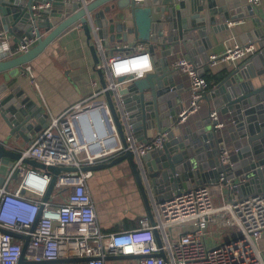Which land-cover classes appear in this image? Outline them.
Returning a JSON list of instances; mask_svg holds the SVG:
<instances>
[{
    "label": "built area",
    "instance_id": "built-area-1",
    "mask_svg": "<svg viewBox=\"0 0 264 264\" xmlns=\"http://www.w3.org/2000/svg\"><path fill=\"white\" fill-rule=\"evenodd\" d=\"M143 1L131 0V3L138 5ZM246 2L254 11L262 0ZM48 6L37 4L33 9ZM226 23L232 26L236 21L226 20ZM76 25L82 29L80 22ZM98 30L92 25L91 43L100 59L97 66L105 74L129 148L139 161L155 223L147 214L140 217L136 227L104 231L90 186L95 172L82 168L105 162L121 154L124 148L105 97L106 89L93 79L91 94L60 115L52 114L46 106L49 121L29 145L9 146L21 158L6 165L8 171L0 182V264H20L25 239L12 233L29 236L25 261L86 257L89 259L86 262L65 264H264V249L260 245L264 236V191L241 195L238 190L241 179L235 173L236 162L232 159L237 150L225 147V136L217 135L234 125L232 118L231 126H227L219 109L211 110L202 148L183 157L173 168L164 161L158 164L162 172L161 189L155 191L140 162L149 153L162 151L165 143L181 141L186 135L181 125L202 109L204 99L213 89L204 68L186 54L177 57L170 66L189 81V95L175 115L177 122L164 125L169 119L164 118L160 120L161 129L155 124L151 129H145L144 125L133 127L129 122L131 111L118 89L128 88L134 80L155 71L153 52L147 43L139 40L127 52L107 57L105 40ZM37 41L36 27L16 38L7 29L0 30V61L27 52ZM255 50L253 42L237 43L223 52L210 54L207 66L237 62ZM25 72L38 88L32 66L27 64ZM140 126L141 135L136 130ZM154 129L158 132L147 134ZM219 138L224 140L222 145ZM23 159L76 168L57 176L54 191L66 190L62 200L54 194L43 200L52 173ZM156 230L161 245L157 243ZM214 240L220 244L210 245ZM160 252L164 255H159Z\"/></svg>",
    "mask_w": 264,
    "mask_h": 264
},
{
    "label": "water",
    "instance_id": "water-1",
    "mask_svg": "<svg viewBox=\"0 0 264 264\" xmlns=\"http://www.w3.org/2000/svg\"><path fill=\"white\" fill-rule=\"evenodd\" d=\"M111 1L113 0H0V30L7 29L12 35H17L20 31L29 34L33 27H36L38 35L37 43L27 52L0 61V73L22 69L33 62L68 28L80 22L94 61V71L99 76L102 88L106 89L105 97L124 148L121 154L112 156L105 162L85 166L82 170L95 172L110 169L127 161L133 171L147 214L154 224L139 161L129 148L124 124L116 110L112 93L107 89L105 74L97 66L100 59L94 44L91 43L92 25L99 28L98 35L104 38L106 45L108 41L114 40L115 36L122 39L129 33L147 43L151 52L161 51L162 57L159 61L158 58H153L156 66L153 73L134 80L128 88L118 89L126 108L131 111L129 122L133 124V127L144 125L145 129H151L155 124L158 129H161L160 120L169 118L163 124L167 122L175 124L177 122L175 115L182 107V104H178L181 92L173 80L176 71L171 68L167 56L172 54L174 47L182 45L191 55L192 60L196 61L197 52L205 55L209 49L213 29L225 18L227 20L230 18L227 14L228 18L221 14L225 8L219 7L216 0H144L138 5L128 3L132 26L127 28L126 24L111 23V18L106 16L115 11V5L102 8ZM37 4H49L50 6L34 10L33 6ZM123 6L124 4L118 3V8L122 9ZM250 14H253V11ZM42 30L48 33L42 36ZM110 33L112 36H109ZM252 55L254 57L248 59L247 62L227 69L206 97L213 99L216 108L222 113H231L234 125L227 128L226 134L229 138L227 136L225 140L231 142L233 148L237 150L232 159L236 162L233 167L235 173L241 179L238 186L241 195H244L246 190L249 192L264 191V83L261 80L264 73L262 69L264 59L263 55L258 52ZM253 60L257 62V65H254ZM129 95H133L131 99L128 98ZM130 101H134L133 104H130ZM0 116L11 128V135L17 138L21 136L24 139H27L26 133L28 132L38 133L47 121V115L42 113L41 107L36 106L30 98H21L6 84L0 86ZM199 133L185 135L181 141L174 139L165 143L162 151H153L142 157L140 162L146 172H150L148 178L155 191L162 188V179L157 171L160 167L158 164L164 161L173 168V165L181 161L183 157L199 151L206 140L204 130H200ZM218 142L222 145L224 140L219 138ZM20 158L19 152L10 149L6 142H0V164L8 165L11 161ZM23 162L52 173L44 201L52 195L58 174L62 171L76 170L72 167L47 166L32 159H23ZM172 172L175 173V170L172 169ZM155 233L157 243L161 245L159 231L156 230ZM12 234L25 239L20 264H65L89 260L83 257L25 261L24 253L29 236ZM159 255L163 256L164 252H160Z\"/></svg>",
    "mask_w": 264,
    "mask_h": 264
},
{
    "label": "crops",
    "instance_id": "crops-1",
    "mask_svg": "<svg viewBox=\"0 0 264 264\" xmlns=\"http://www.w3.org/2000/svg\"><path fill=\"white\" fill-rule=\"evenodd\" d=\"M120 1L122 0H113L105 4L102 8L109 5H115V11L111 14H106V16L108 18H111V23L115 25L126 24L127 28H131L132 19L130 16V4H128L131 2V0H127L128 6L126 4L122 9L118 8V3H120ZM216 1L219 7L225 8V10L221 12V14H224L225 17H227V14L230 18L228 20H235L236 23L232 26H228V24L226 23V18L219 22L217 27L213 29L210 35L211 45L206 54L204 55L202 52L196 53L198 59H196V61L194 62H197V65L200 68H204L206 76L209 82H211L212 84V88L215 87L219 78L227 69L247 62L248 59L253 58L254 55L251 54L250 56L238 60L237 62H222L217 66L208 67L207 62L210 54L223 52L227 47L237 43L253 42L256 46L255 53L258 52L259 54H262L264 59V0H262L261 5L253 11V14H250L251 10L249 9L246 0ZM225 24H227V26ZM42 31L44 35L48 33L46 30ZM21 34H23L22 31H20L19 33L17 32V35H13V37L16 38ZM109 36H112V33H110ZM138 41L139 40L136 38V36L129 33H127L126 36L122 39H120L119 36H115L114 40H110L109 44L107 46L105 45V52L108 53V50L112 44L113 46L109 50L111 55L119 52H127ZM13 46H15V43L13 44ZM125 46L126 48H124ZM120 47L121 49L119 50ZM181 54H186L187 56L191 57V55H189L185 48L182 45H179L176 47L173 54L167 56L168 60L170 61L169 63L173 62ZM153 56L158 58L159 61L162 57L161 51L153 53ZM93 62L94 61L90 49L87 45L86 35L81 28H78L77 25L74 24L63 34H61L33 62L29 63V65L32 66L35 72L38 81V88H36L30 82L28 76L26 75V65L22 69L19 68L11 72L7 71L0 73V86L6 84L10 90L17 93L21 98H30V100L36 103V106L42 108L43 114H48L46 109L47 106L49 111L57 116L67 110L70 106L78 103L79 101L89 96V94H91V92L93 91V87L91 84L93 79L98 80V82L100 83L99 76L97 72L94 71ZM253 63L254 65H257V62L255 60H253ZM262 69L264 70L263 61ZM173 80L175 85L177 86V88L179 87V91L181 92L179 94L178 104H182V101H186V98L189 95L188 78L187 76L181 73L178 74L176 72V74H174L173 76ZM261 80H264V73L261 76ZM263 82L264 81H262V83ZM215 108V101L210 98H205L202 109L198 113L192 115L183 125H181L182 130H184L183 132L186 135H189L194 132L199 133L200 130H204L205 134L208 126L210 125L208 115L210 111ZM220 117L223 121L226 122L227 126H231V113H222L220 111ZM48 121L49 119L47 118L46 123ZM45 125L42 126V129L45 127ZM227 128L218 132V137L225 136V138H227ZM108 129L110 131L109 126ZM136 130L140 135L143 134L142 126L136 128ZM157 132V129L148 130L147 134L153 135ZM36 134L37 133L28 132L26 133L27 139H24L21 136L17 138L14 135H11V128L9 127L8 123L0 116V142H6L8 146H15L19 148L25 147L33 141V138ZM225 147L230 150L233 149V145L231 142H226ZM111 170L113 169L110 168L107 170V172ZM6 171H8L7 166L1 165V178H3V176L6 174ZM98 173H104V171ZM118 179L119 178L117 177L115 180ZM54 190L53 193L55 192ZM248 192L249 191L246 190L244 191V194ZM138 193L140 195V203L142 201L143 205H139L142 210H140L136 215L143 216L146 207H144L143 199L139 190ZM98 208L100 212L99 205ZM100 219L104 228H109L115 225L114 222L109 223L108 225L107 222L104 223L101 214ZM122 222L123 220L119 223ZM260 245L264 249V236L260 241Z\"/></svg>",
    "mask_w": 264,
    "mask_h": 264
},
{
    "label": "rangeland",
    "instance_id": "rangeland-1",
    "mask_svg": "<svg viewBox=\"0 0 264 264\" xmlns=\"http://www.w3.org/2000/svg\"><path fill=\"white\" fill-rule=\"evenodd\" d=\"M120 3L126 5L127 0H122L120 1ZM112 46L113 44L111 45V47ZM111 47L109 48V50L111 49ZM109 50L107 53V57L111 56ZM112 169L113 170L108 172L105 171L104 173H98V175L96 176L99 180L98 187L96 188V194L101 198L99 200L100 214L102 216L103 222H107V225L113 222L114 224H118L123 220L122 218H127L129 216L130 218H132L133 216L135 217L139 212L138 208H140L139 205L141 204L138 189L135 187L133 180L129 178L130 184H132V186H129L127 183L122 182V180H124V169L115 166L114 168L112 167ZM127 169H129L128 166L125 167V170ZM157 171L158 176L160 177L162 172L161 170ZM147 172L148 175H150V172ZM117 177L119 179L115 180ZM104 194H108L110 198H103ZM209 244L216 246L219 245L220 242L214 240Z\"/></svg>",
    "mask_w": 264,
    "mask_h": 264
},
{
    "label": "trees",
    "instance_id": "trees-1",
    "mask_svg": "<svg viewBox=\"0 0 264 264\" xmlns=\"http://www.w3.org/2000/svg\"><path fill=\"white\" fill-rule=\"evenodd\" d=\"M211 82H210V86H211ZM121 167L124 169V180H122V182L124 183H127L129 186H131L132 184H130V181H129V178H131L133 180V183L135 185V187L138 189L137 185H136V181H135V178H134V174H133V171L129 165V163L127 161H123L117 165H115V167ZM128 166L129 169L125 170V167ZM114 168V166H113ZM112 169V168H111ZM105 170L107 171L108 169H104V170H99V171H95V174H94V177L91 179L90 181V186H91V189H92V194H93V197L94 199L96 200L97 204L100 206L99 204V200L101 199L97 194H96V188L98 187V183H99V180L97 179V175H98V172H102ZM121 175V174H120ZM129 175V176H128ZM96 177V178H95ZM114 183V182H113ZM122 183V184H123ZM130 188V187H129ZM64 193V194H63ZM65 193H66V190L64 191H55L53 194L54 196H57L59 195L61 197V200L63 198V196H65ZM140 196V195H139ZM109 199V195L107 194H104L103 195V198H106ZM144 203V202H143ZM141 204H142V201H141ZM143 205V204H142ZM145 207V205H144ZM142 210V208H138V211ZM144 215H147V210L145 209V213L143 214ZM141 216H138L136 215L135 217H132L130 218L127 217V218H124L123 219V222L122 223H118V224H115L114 226L112 227H109V228H104V231L106 232H111V231H117L119 229H122V228H132V227H136L139 225V219H140Z\"/></svg>",
    "mask_w": 264,
    "mask_h": 264
}]
</instances>
